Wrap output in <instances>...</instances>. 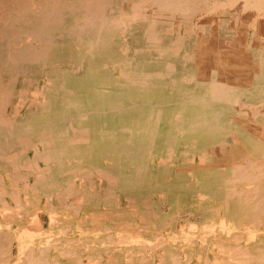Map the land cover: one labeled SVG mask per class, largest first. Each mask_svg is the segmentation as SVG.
<instances>
[{
  "label": "bare ground",
  "instance_id": "1",
  "mask_svg": "<svg viewBox=\"0 0 264 264\" xmlns=\"http://www.w3.org/2000/svg\"><path fill=\"white\" fill-rule=\"evenodd\" d=\"M0 264H264V0H0Z\"/></svg>",
  "mask_w": 264,
  "mask_h": 264
},
{
  "label": "rangeland",
  "instance_id": "2",
  "mask_svg": "<svg viewBox=\"0 0 264 264\" xmlns=\"http://www.w3.org/2000/svg\"><path fill=\"white\" fill-rule=\"evenodd\" d=\"M160 210H161V212H162V214H168V208L166 207V206H162L161 208H160ZM132 219H131V223L129 222V224L128 223H126L125 225H126V230H127V235L130 237V238H132L135 234H137V235H135L134 237H136V236H138V234H140L141 232L142 233H146L147 235H149V232H146L145 230L143 231L142 229V231H139V227H138V222H136V219H134V217L132 216L131 217ZM44 219V218H43ZM45 220V219H44ZM193 219H191L190 221H192ZM46 221V220H45ZM133 223V224H132ZM177 223V224H176ZM181 221H177V222H175L174 223V225H175V230L176 231H180L181 230ZM132 224V225H131ZM178 225V226H177ZM167 226V227H166ZM173 226V225H172ZM136 227V228H135ZM195 227H197V228H195ZM133 230H132V229ZM173 228V227H172ZM168 229V230H167ZM206 228H205V226L204 225H202V224H198L197 226L196 225H194V224H192L191 222L190 223H188V225L186 226V228H185V230H184V232H183V234L182 235H180V237H181V241H180V247H177L178 248V252L180 253V254H182V252H184V253H186L187 255H189V257L190 256H192V258L194 259V263H196L197 261V259H198V256L201 258V260H204L205 259V256L204 255H208V256H206V257H210L211 256V254H212V252L211 251H209V250H205V247L204 246H201V242H200V244H199V242H198V239H197V237H196V235L198 234V236H200V234L202 233V232H204V230H205ZM130 230H131V232H130ZM136 230V231H135ZM148 230V229H147ZM150 230V229H149ZM164 230V231H163ZM129 231V232H128ZM138 231V232H137ZM190 233H188V232ZM162 232H163V234H164V236H166L165 238L169 241V237H167V236H169V225H165L164 226V229H162ZM193 232H194V234H193ZM201 232V233H200ZM184 235V236H183ZM187 235V236H186ZM188 235H190L189 237H188ZM194 235V236H193ZM191 237H194V238H192V241L195 243V244H189L188 242H187V240H189V239H191ZM195 239V240H194ZM197 242H198V244H197ZM174 245V244H173ZM196 247H195V246ZM191 249H190V248ZM185 249V250H184ZM202 249V250H201ZM183 250V251H182ZM189 250H190V252H189ZM194 250V251H193ZM157 254H159L160 253V251L159 250H157V251H155ZM154 254V255H157V254ZM206 253V254H205ZM210 253V254H209ZM204 254V255H203ZM195 257V258H194ZM204 259H203V258ZM196 259V260H195Z\"/></svg>",
  "mask_w": 264,
  "mask_h": 264
}]
</instances>
